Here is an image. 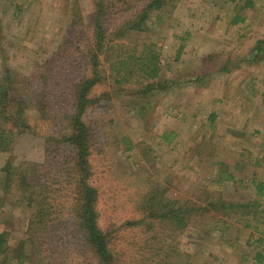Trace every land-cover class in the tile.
Instances as JSON below:
<instances>
[{
    "label": "trees",
    "instance_id": "16d2710c",
    "mask_svg": "<svg viewBox=\"0 0 264 264\" xmlns=\"http://www.w3.org/2000/svg\"><path fill=\"white\" fill-rule=\"evenodd\" d=\"M119 2L96 1L89 38L82 25L75 24L77 16L72 17L56 50L35 63L31 75L23 77L28 97L12 79L8 83L0 80V153L6 154L0 176V211L18 209L25 217L23 237L16 244L10 243L7 228L0 230V264H194L198 253L182 250L183 238H189V246L195 242L200 247L202 238L213 230L229 252H236L239 264H264V181L255 173L247 181L228 169L220 171L213 182L223 191L229 186L226 182L236 189L240 183L237 190H250L234 195L237 200L232 204L206 185L197 201L171 199L167 196L169 186L159 185L148 165L124 174L123 180L114 174L120 140L111 129L113 119L106 115L107 121H97L95 111L111 102L112 92L106 89L109 83L122 92L121 88L137 76V85L130 84L126 92L135 99L152 94L162 68V49L157 42H133L134 35L145 37L153 32L152 14L157 18L171 14L179 0H133L126 2V10L112 11ZM229 2L233 4L229 24H244L248 19L244 10L253 6L252 0L224 1ZM263 52L264 40H258L254 58ZM212 57L215 55L209 59ZM217 59L211 62L213 71L232 70L231 57L224 64ZM200 79L199 75L194 81ZM32 111L37 113L32 115ZM216 118V113L209 115L210 128ZM17 134L42 138L44 157L40 162H16L13 149ZM213 141L214 136L210 142L208 136H202L187 155L193 149L198 154L205 149L202 156H216L225 168L226 161L217 157ZM141 144L136 147H145L142 158L150 163L149 149ZM241 154L257 167L264 164L261 153ZM113 195L120 196L127 212L119 221L103 225L101 206H109ZM216 211L227 217L234 215L235 222L214 218ZM205 217L211 218L210 223L213 218L217 222L202 229L198 240L193 239L194 223L206 221ZM10 220L4 218L12 224ZM221 224L226 225L220 228ZM233 228L248 234L245 249L240 246V236L232 242L234 237L229 233Z\"/></svg>",
    "mask_w": 264,
    "mask_h": 264
},
{
    "label": "rangeland",
    "instance_id": "374dc122",
    "mask_svg": "<svg viewBox=\"0 0 264 264\" xmlns=\"http://www.w3.org/2000/svg\"><path fill=\"white\" fill-rule=\"evenodd\" d=\"M96 1L0 0V80L8 83L12 79L28 97L23 77L31 75L34 64L47 59L56 50L69 31L72 17L74 20L77 16L75 24L82 25L86 38L91 37L89 20L96 10ZM127 1L133 0H120L111 10H126ZM224 1L179 0L171 14L160 18L152 14L153 32L145 37L134 35L133 42L158 43L162 49V68L155 89L147 99H135L126 92L130 90V84L137 85L139 77L136 76L137 80L131 78L133 81L121 88L122 92L110 83L106 85V89L112 92L111 102L95 111L97 121L103 122L104 118L107 121V116L113 119L111 129L120 140L113 171L119 180L144 164L148 165L159 185L169 186L167 196L171 199L197 201L203 194L202 186L206 185L220 191L218 193H222L230 204L237 200L234 195L250 190H237L240 183L236 189L226 182L229 186L223 191L220 185L213 182L218 180L220 171L228 169L239 179L247 181L255 173L264 181V164L257 167L252 164L251 158L241 154L253 152L254 156L259 153L264 155V52L254 58L256 42L264 40V0H252L253 6L244 10L247 21L237 26L229 24L232 2L225 4ZM214 55L212 60L218 58L217 61L222 60V64L231 57L233 62L229 68L232 70L228 73L213 71L209 58ZM199 75L201 81H194ZM134 100L138 104L133 103ZM141 108L143 112H140ZM31 113L34 115L37 112ZM211 113H216L217 118L210 128ZM256 129L260 130L257 135L254 133ZM171 132L174 134L170 135ZM202 136H208L209 142L214 136L213 145L217 146L214 152L221 157L220 161H226L225 168L220 167L216 156L211 159L202 156L205 149L201 154L193 149V155H187ZM15 140L13 155L16 162H40L43 159L42 138L17 134ZM138 144L149 149L150 163L142 158L145 147L137 148ZM5 157V153H0V176ZM252 193L253 190L246 194ZM109 198V206H101L103 225L119 221L127 212L124 201H119V195ZM262 200L259 202L262 203ZM2 211L0 230H9L10 243L14 245L23 237L25 217L19 215L18 209L6 207ZM231 216L216 211L214 218L233 223L235 217ZM4 218L11 219L13 223L4 222ZM214 218L212 223L210 217H205L206 221L200 219L194 223L195 226L192 224L196 229L193 239L198 240V234L205 227L211 228L217 222ZM224 225L221 224L220 228ZM241 225L238 227L242 228ZM232 231L229 233L234 237L232 242L240 236V246L245 249L248 234L239 233L236 228ZM218 236L219 233L214 230L206 237L201 236L200 247L195 242L192 247L189 246L191 241L185 236L182 250L190 249L192 253H198L193 257L194 264H239L241 261L236 252H229L226 249L228 246L225 248Z\"/></svg>",
    "mask_w": 264,
    "mask_h": 264
}]
</instances>
